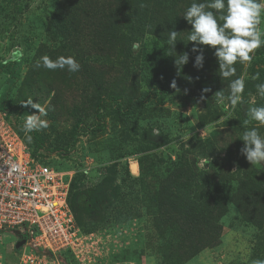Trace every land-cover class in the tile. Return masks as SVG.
<instances>
[{
  "label": "trees",
  "instance_id": "obj_1",
  "mask_svg": "<svg viewBox=\"0 0 264 264\" xmlns=\"http://www.w3.org/2000/svg\"><path fill=\"white\" fill-rule=\"evenodd\" d=\"M31 1L23 0V4L9 8L0 5L3 20L21 27L20 19L28 11L24 6L31 8ZM42 2L39 7L42 13L37 10L29 13L34 19L27 20L23 26L27 33L28 30L37 32V36L33 35L31 39L37 44L33 50L36 59L41 60L45 55L53 60L74 56L81 67L78 72L70 73L66 68L48 70L34 64L21 77V59L0 60L3 81L0 112L7 114L6 120L18 131L32 158L36 159L41 150L45 151L44 146L50 137L51 152L70 154L81 136L93 140L104 134L106 116L111 118L113 127L121 126L122 135L123 129L146 128L143 134L141 130L137 132L138 140L133 143L132 154L144 152L136 159L138 175L133 177L128 166L118 170L122 152H118L119 155H115L106 168L118 180L113 195L103 193L99 202L94 193L98 185L87 186L89 180L84 171L75 173L70 181L67 202L78 228L85 234L100 228V224L85 222V217L98 212L100 203L103 204L104 225L110 223L108 215L117 204L126 203V198L135 203L142 199L148 207L146 221L157 235V246L155 243L148 249L154 255L152 261L156 264H184L219 243V223L228 212L226 206L231 204L239 219L258 231L256 250L264 253V235H260L264 233V165L258 170L240 154L242 133L237 135L238 143L233 137L237 133L233 126L230 133L213 129L205 137L195 135L184 142L179 141L180 148L172 155L166 151L157 152L158 145L154 144V137L148 131L168 133L170 130V116L164 115L168 109L160 107L157 110L145 105L149 94L167 96L172 104L177 96L183 99L187 84L191 85L194 94L201 88L209 89L204 95L206 118L203 127L228 114L224 106L214 105V102L210 105L207 98H213L222 90L225 101L229 102L227 97L232 80L220 76L215 49L188 41L191 25L183 15L193 0ZM169 31L179 33L175 53L168 46ZM145 39L152 41L150 46L140 43ZM194 47L204 55V65L199 70L193 67L198 54L192 51ZM160 49L162 54H159ZM146 52L148 55L144 56ZM184 52L189 54V61L177 68L175 56ZM251 63L264 66V50L256 49ZM245 64L236 63L234 79L242 74ZM187 70H190V83L185 80ZM173 80L176 89L170 87ZM259 83H264V76L248 75L243 93H257ZM200 96L203 97L202 91ZM30 99L46 111L44 116L50 120L47 126L50 135L40 130L27 133L23 129L27 114L36 113V109L25 103ZM225 101L224 105L228 104ZM259 101L263 102L264 97ZM240 106L238 115L243 119ZM258 131L264 136V125ZM202 158L204 161L200 166L198 163ZM67 264L75 263L68 259Z\"/></svg>",
  "mask_w": 264,
  "mask_h": 264
},
{
  "label": "rangeland",
  "instance_id": "obj_2",
  "mask_svg": "<svg viewBox=\"0 0 264 264\" xmlns=\"http://www.w3.org/2000/svg\"><path fill=\"white\" fill-rule=\"evenodd\" d=\"M23 0H0V5L5 8L15 6V4H23ZM31 8L24 6L25 11L20 19L21 27L18 24L14 25L12 22L3 20V16L0 12V60H6L12 58V53L15 49L20 48L23 50V56L21 59V77L32 67L36 65L40 59H36L33 52L37 44H34L33 35L36 37L37 32L35 30H28L23 26H26L27 20L31 22L34 17L29 13L39 11L42 13L41 7L43 5L42 0H32L30 2ZM4 22V24H2ZM259 30L264 32V13L261 15V23L259 24ZM145 39L140 43H148L151 45L152 41ZM32 41V42H31ZM35 45V46H34ZM139 45V44H138ZM31 46H34L31 49ZM264 50V46L258 48ZM168 49L166 54H168ZM151 53V52H150ZM159 54H162L160 49ZM148 52L144 54L147 56ZM33 57H35L33 59ZM38 60V61H37ZM243 71L240 76H243L245 81L248 75L264 76V66L258 64L243 65ZM252 68V72L250 69ZM189 71L187 70L188 76L185 78L187 83H190ZM234 80V76L229 78ZM3 81L0 77V86ZM186 85V84H185ZM189 86V87H188ZM230 86V85H229ZM230 89V87H229ZM201 88L195 94L191 92V85L187 84L186 92L183 95V99L177 96L174 99L175 103L170 104L167 96L157 95L154 93L149 94L145 105L153 107L157 110L160 107L167 108V112L164 115H169L170 120L168 122V133H163L155 130L151 131V137H154V144L158 145L157 152L166 151L170 154H174L177 148H180L178 142L183 140H189L195 135L205 137L213 129L221 130L222 132H231V126L237 130V133L233 136L234 140L239 143L237 135L244 133V131L253 127L261 130L263 127L257 121L252 120L251 116L245 112L243 103L248 104L247 109L253 106H264V101L260 102V96L257 93L242 94V100L239 103L240 108L243 110L242 119L239 113V107L232 106L229 102L225 104V110L228 112L226 116H220L213 122L205 123L206 113L205 112V92ZM201 91L203 97H201ZM191 93V94H190ZM190 94V95H189ZM208 102L211 105L214 100L212 97H208ZM215 105V103H213ZM12 118V117H10ZM42 119L47 121L50 125V120L46 116H42ZM245 120L248 122L245 123ZM105 128L104 134L99 135L96 139L91 140L89 136H81L76 144L75 149L70 154L62 152V155L57 152H51V140L48 139L45 146V151L41 150L37 155L39 164L46 165L50 169L57 172L70 173L71 179L78 171H84V175L89 180L86 182L87 186L94 185V193L98 197V201H102L103 193H109L113 195V190L118 184L117 178L108 171L106 168L112 163V159L115 155L118 156V152H122V158L119 159L118 170L128 166L133 177L138 175L137 157L142 155L144 152L132 154L134 140H138L137 132L139 130L145 131V127L128 128L123 129V135L121 134V126L112 125L111 118L106 116L104 118ZM41 133L50 135L49 127L40 129ZM49 132V134H48ZM155 132H159L158 135H154ZM233 132V131H232ZM234 133V132H233ZM17 134L19 135L18 131ZM161 134H167L165 137ZM149 135V134H148ZM20 136V135H19ZM21 137V136H20ZM143 139V138H142ZM144 140V139H143ZM137 143V142H135ZM187 144V143H186ZM185 144V145H186ZM142 147V146H140ZM188 147V145L186 146ZM156 149V148H154ZM153 149V150H154ZM61 152V151H60ZM223 157V155H221ZM125 158V159H124ZM173 158V156L171 157ZM208 160V159H207ZM203 158L199 160L198 165L201 166ZM46 162V163H45ZM94 163L95 165H91ZM135 167V170H133ZM235 168L233 167L232 170ZM65 182L68 181V176L65 177ZM120 183V181H119ZM217 187L222 189L221 186ZM139 189V187H137ZM102 194V195H101ZM138 195L141 197L140 192ZM105 204V203H104ZM108 215L110 223L102 224L103 215V204H99L98 212H94L95 215L85 217L86 223H92L93 225L100 224V228L96 229V232L104 231L102 238H99L97 246L94 252L89 254L87 258L83 257L82 264H156L152 261L154 255L152 251L148 250L150 245L157 246L155 239V232L150 228L146 219V203L142 199H138V203L130 202L126 198V203L123 202ZM147 207V208H146ZM227 213L221 218V236L219 243L213 248H207L201 251L197 256L189 260L184 264H252L254 260H264V253H259L256 250V235L257 230L239 219V215L235 207L231 204L226 206ZM264 224V223H263ZM264 230V226H263ZM95 232V230H94ZM92 232V233H94ZM261 236L264 233L260 234ZM15 237L12 233L3 234L0 238V264H13L17 252L14 249ZM154 246V247H156ZM65 257H69L68 253H62ZM121 257V260H119ZM154 260V259H153ZM78 264V263H75Z\"/></svg>",
  "mask_w": 264,
  "mask_h": 264
},
{
  "label": "built area",
  "instance_id": "obj_3",
  "mask_svg": "<svg viewBox=\"0 0 264 264\" xmlns=\"http://www.w3.org/2000/svg\"><path fill=\"white\" fill-rule=\"evenodd\" d=\"M38 161L0 113V238L15 231L24 237L13 264H82L104 231L85 234L78 228L67 202L71 174Z\"/></svg>",
  "mask_w": 264,
  "mask_h": 264
},
{
  "label": "clouds",
  "instance_id": "obj_4",
  "mask_svg": "<svg viewBox=\"0 0 264 264\" xmlns=\"http://www.w3.org/2000/svg\"><path fill=\"white\" fill-rule=\"evenodd\" d=\"M262 13H264V0H203V2L193 0L186 9L183 18L191 25L188 41L215 49L214 56L217 59L219 74L227 79L236 75L235 65L238 61L251 65L254 51L264 46V32H261L258 27L261 23ZM178 34L175 31L167 33L168 46L172 53H175L174 47ZM192 51L198 53L195 56L193 67L197 70L202 69L204 65L203 52L197 47H194ZM22 56L23 50L20 48L15 49L12 53L13 59L17 61L22 59ZM188 61L189 54L187 52L175 56L177 68L186 65ZM41 66L48 70L66 68L70 73L78 72L81 67L74 56H61L53 60L46 55L41 57L40 62L36 64L37 68ZM170 87L177 88L175 80L171 82ZM229 87L230 94L227 99L232 106H236L242 100L245 89L244 77L239 76L232 80ZM256 88L257 94L264 97V83L257 84ZM203 91L207 92L209 89L205 88ZM213 100L214 103L224 106V92L217 91ZM25 103L36 109V113L27 114L23 121V129L27 133H32L46 128L47 121L42 119V116L47 114L46 111L38 103H33L32 99ZM247 113L252 120L264 125V106L250 107ZM5 115L7 116L6 113ZM247 122L245 120V123ZM158 134L159 132L154 133V135ZM242 141L243 147L240 149V154L251 166L255 165L259 170L264 165V136L253 127L244 131ZM252 264H264V260L257 259Z\"/></svg>",
  "mask_w": 264,
  "mask_h": 264
},
{
  "label": "water",
  "instance_id": "obj_5",
  "mask_svg": "<svg viewBox=\"0 0 264 264\" xmlns=\"http://www.w3.org/2000/svg\"><path fill=\"white\" fill-rule=\"evenodd\" d=\"M14 234L16 239V242L14 243V249L18 251L23 246L25 239L18 231H15Z\"/></svg>",
  "mask_w": 264,
  "mask_h": 264
},
{
  "label": "bare ground",
  "instance_id": "obj_6",
  "mask_svg": "<svg viewBox=\"0 0 264 264\" xmlns=\"http://www.w3.org/2000/svg\"><path fill=\"white\" fill-rule=\"evenodd\" d=\"M133 170H135V167H133Z\"/></svg>",
  "mask_w": 264,
  "mask_h": 264
}]
</instances>
